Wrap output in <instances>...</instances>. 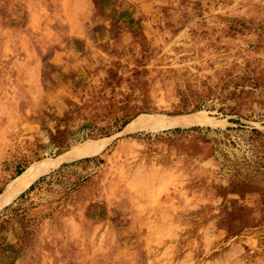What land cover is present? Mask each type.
Masks as SVG:
<instances>
[{
	"label": "rangeland",
	"instance_id": "obj_1",
	"mask_svg": "<svg viewBox=\"0 0 264 264\" xmlns=\"http://www.w3.org/2000/svg\"><path fill=\"white\" fill-rule=\"evenodd\" d=\"M258 14L0 0V264H264Z\"/></svg>",
	"mask_w": 264,
	"mask_h": 264
},
{
	"label": "crops",
	"instance_id": "obj_2",
	"mask_svg": "<svg viewBox=\"0 0 264 264\" xmlns=\"http://www.w3.org/2000/svg\"><path fill=\"white\" fill-rule=\"evenodd\" d=\"M245 2L247 5H252L254 9H258V16L250 18V22L258 25L259 29L252 34H246L244 37L249 40V43L258 44L261 48L264 45V0H245Z\"/></svg>",
	"mask_w": 264,
	"mask_h": 264
},
{
	"label": "bare ground",
	"instance_id": "obj_3",
	"mask_svg": "<svg viewBox=\"0 0 264 264\" xmlns=\"http://www.w3.org/2000/svg\"><path fill=\"white\" fill-rule=\"evenodd\" d=\"M2 37V36H1ZM51 56V55H50ZM50 58V57H49ZM46 60V59H45ZM42 61V60H41ZM42 65V64H41ZM44 66V65H43Z\"/></svg>",
	"mask_w": 264,
	"mask_h": 264
}]
</instances>
